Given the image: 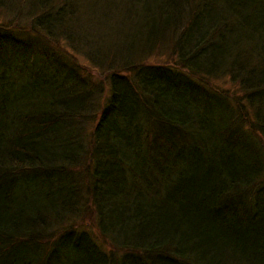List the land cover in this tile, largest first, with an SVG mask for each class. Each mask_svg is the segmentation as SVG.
<instances>
[{
    "label": "trees",
    "instance_id": "obj_1",
    "mask_svg": "<svg viewBox=\"0 0 264 264\" xmlns=\"http://www.w3.org/2000/svg\"><path fill=\"white\" fill-rule=\"evenodd\" d=\"M95 1L0 24V264H264V0Z\"/></svg>",
    "mask_w": 264,
    "mask_h": 264
},
{
    "label": "rangeland",
    "instance_id": "obj_2",
    "mask_svg": "<svg viewBox=\"0 0 264 264\" xmlns=\"http://www.w3.org/2000/svg\"><path fill=\"white\" fill-rule=\"evenodd\" d=\"M26 1L30 3V0H26ZM24 3H25L24 0H7L6 2L7 7L4 9H0V24L7 25L12 28L27 30L29 27L30 10L26 5L24 6ZM93 4L96 12L95 23L97 24V25H93V28L95 32L98 33L101 32V29H99L98 24H100L103 21V28H104V24L108 21L106 19L107 14L108 17L109 15L110 17L118 16L116 11L118 3H115V5L112 7H108L106 4V0H100V1L96 0ZM22 53L25 55V52ZM74 55H75L74 58L80 65H82L84 68H86L89 71H93L91 65L84 57H82L81 55H76V54ZM149 61L152 63L172 64L174 62V59L172 56H170L169 53H165V54H156L150 57ZM94 74L97 78L101 77V76L99 77L97 73ZM213 84H216L222 88H231L230 84L227 83V81L225 80L216 81L213 82ZM93 223H94V219L89 213H86L84 216H82L80 221L77 222L78 225L80 224L87 228H92Z\"/></svg>",
    "mask_w": 264,
    "mask_h": 264
},
{
    "label": "bare ground",
    "instance_id": "obj_3",
    "mask_svg": "<svg viewBox=\"0 0 264 264\" xmlns=\"http://www.w3.org/2000/svg\"><path fill=\"white\" fill-rule=\"evenodd\" d=\"M24 6L26 5L27 7H29V3L26 1V0H24ZM28 4V5H27ZM56 176V175H55ZM52 177H54V176H52ZM55 178V177H54ZM57 178V177H56ZM57 180H59L58 178H57ZM107 200H108V202L110 203V198L108 197L107 198ZM50 203L48 202V201H46L45 202V205H44V209H45V212H48V214L49 213H51V211H52V208H49L50 206ZM68 208L70 209V210H72L73 209V205L72 204H69L68 205ZM67 210V209H66ZM76 210H78V209H76ZM66 215L68 216V213L66 212ZM62 218H64V215H63V217ZM75 225L76 226H78V224H77V222L75 223ZM80 225V224H79ZM69 237L70 238H73V237H75V236H73V235H69Z\"/></svg>",
    "mask_w": 264,
    "mask_h": 264
}]
</instances>
